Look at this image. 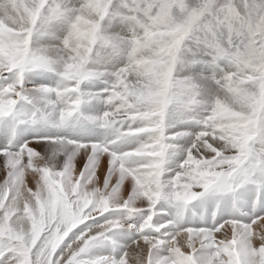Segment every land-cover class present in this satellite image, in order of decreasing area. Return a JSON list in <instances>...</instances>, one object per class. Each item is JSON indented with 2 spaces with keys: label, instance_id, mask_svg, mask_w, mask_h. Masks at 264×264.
Segmentation results:
<instances>
[{
  "label": "snow or ice",
  "instance_id": "1",
  "mask_svg": "<svg viewBox=\"0 0 264 264\" xmlns=\"http://www.w3.org/2000/svg\"><path fill=\"white\" fill-rule=\"evenodd\" d=\"M0 264H264V0H0Z\"/></svg>",
  "mask_w": 264,
  "mask_h": 264
}]
</instances>
